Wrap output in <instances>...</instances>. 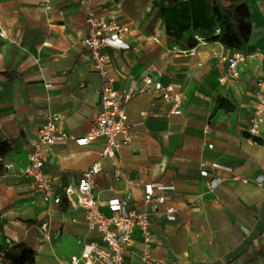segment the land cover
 <instances>
[{
	"label": "crops",
	"instance_id": "obj_1",
	"mask_svg": "<svg viewBox=\"0 0 264 264\" xmlns=\"http://www.w3.org/2000/svg\"><path fill=\"white\" fill-rule=\"evenodd\" d=\"M48 1L0 0V264H10L21 244L36 252L37 264H71L80 241L102 243L75 202L46 204L24 173L42 125L52 119L81 139L102 109L104 80L82 44L83 0ZM244 2L252 34L234 50L210 41L219 26L207 0H92L98 17L115 15L130 30L131 49L106 54L115 90L137 92L126 106L131 140L115 159L103 157L104 141L60 143L44 173L61 192L99 165L94 195L107 217L110 201L132 194L130 208L148 215L152 242L136 230L127 264H146V255L150 264H264V185L255 183L264 174V121L258 142L248 132L264 89V0ZM236 53L245 57L240 79L221 83ZM146 78L183 94L181 115H168L171 105ZM213 179L223 180L215 190ZM148 185L174 188L156 195L177 210L175 222L166 206L145 203Z\"/></svg>",
	"mask_w": 264,
	"mask_h": 264
},
{
	"label": "built area",
	"instance_id": "obj_2",
	"mask_svg": "<svg viewBox=\"0 0 264 264\" xmlns=\"http://www.w3.org/2000/svg\"><path fill=\"white\" fill-rule=\"evenodd\" d=\"M83 4L87 9L88 36L84 38L82 44L92 55L95 68L104 80L100 94L101 112L89 133L81 139L61 130L52 119L42 125L32 146L30 164L24 173L27 178L34 181L46 204L59 205L64 199L75 202L77 207L85 213L88 230L101 234L102 243L80 241L79 243L83 244L82 251L79 256L71 258V264H127L126 256L135 245L133 235L136 230L141 232L147 245L152 242L148 215L130 208L132 194L128 193L123 200L110 201L109 207L113 216L107 217L101 212L98 200L94 195L95 177L102 171L99 165L92 166L84 172L77 184L65 186L61 192H58L53 181L44 173L48 155L60 143L72 141L79 146H88L98 141H104L103 157L115 159L120 149L131 140L132 129L128 124L126 106L137 92L133 88L115 90L116 79L111 74L109 58L106 54L108 49L129 51L131 47L124 40V37L130 30L127 26H122L115 15H112L108 20L98 17L93 8L92 0H83ZM47 8L49 9L50 6L47 5ZM174 50L186 56L196 54L195 49L183 51L175 48ZM244 61L245 57L240 53L228 58L226 77L220 79V82L239 80L238 65ZM145 84L153 86L155 90L161 92L163 100L171 105L169 116L182 114L183 94L177 91L174 86L153 84L151 78H146ZM263 116L264 89H262L257 105V121L248 131L250 136L255 137L258 134L259 125L264 121ZM214 168L220 169L221 167L215 165ZM201 174L204 177H209L208 171L204 170ZM222 182V179H213L209 182V188L215 190ZM255 183L258 186H263L264 174L255 179ZM173 189L172 187L154 188L152 185H148L145 187L144 201L146 204L166 206L165 196L156 195V193L158 191H172ZM165 215L170 222L177 220V210L172 206H166ZM148 260L149 256L146 255V264H150Z\"/></svg>",
	"mask_w": 264,
	"mask_h": 264
},
{
	"label": "trees",
	"instance_id": "obj_3",
	"mask_svg": "<svg viewBox=\"0 0 264 264\" xmlns=\"http://www.w3.org/2000/svg\"><path fill=\"white\" fill-rule=\"evenodd\" d=\"M180 1L182 0H170V4H177ZM207 2L214 5L219 26V34L213 36L210 41L240 50L249 41L252 34L250 12L244 0H229L228 3L225 0H207ZM224 103V99H219L218 108L225 107ZM250 138L258 142L254 136H250ZM0 154H3L1 147ZM15 250L14 254H10V264H37V254L28 246L21 244Z\"/></svg>",
	"mask_w": 264,
	"mask_h": 264
},
{
	"label": "rangeland",
	"instance_id": "obj_4",
	"mask_svg": "<svg viewBox=\"0 0 264 264\" xmlns=\"http://www.w3.org/2000/svg\"><path fill=\"white\" fill-rule=\"evenodd\" d=\"M225 2L228 3L229 0H225ZM39 264H46V262L43 263V262H42V258H40V262H39Z\"/></svg>",
	"mask_w": 264,
	"mask_h": 264
}]
</instances>
